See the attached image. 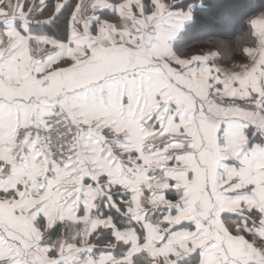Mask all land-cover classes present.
<instances>
[{
	"label": "snow or ice",
	"instance_id": "6c2138e0",
	"mask_svg": "<svg viewBox=\"0 0 264 264\" xmlns=\"http://www.w3.org/2000/svg\"><path fill=\"white\" fill-rule=\"evenodd\" d=\"M241 7L206 31L205 0H0V264H264V3Z\"/></svg>",
	"mask_w": 264,
	"mask_h": 264
},
{
	"label": "trees",
	"instance_id": "16d2710c",
	"mask_svg": "<svg viewBox=\"0 0 264 264\" xmlns=\"http://www.w3.org/2000/svg\"><path fill=\"white\" fill-rule=\"evenodd\" d=\"M254 4L264 3V0H252ZM205 3L212 8L217 16V24H210L206 26V31L214 30L219 24H233L239 28L238 15L243 11L241 5L245 3V0H205ZM258 13L250 14L251 18H254ZM247 24V19L243 21ZM193 47H203L202 43L190 42Z\"/></svg>",
	"mask_w": 264,
	"mask_h": 264
}]
</instances>
